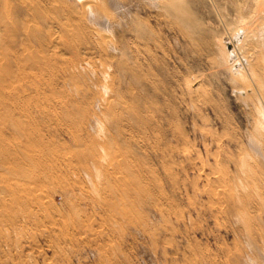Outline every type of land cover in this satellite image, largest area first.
<instances>
[{
  "label": "rangeland",
  "instance_id": "obj_1",
  "mask_svg": "<svg viewBox=\"0 0 264 264\" xmlns=\"http://www.w3.org/2000/svg\"><path fill=\"white\" fill-rule=\"evenodd\" d=\"M7 1L0 264H264V1Z\"/></svg>",
  "mask_w": 264,
  "mask_h": 264
},
{
  "label": "bare ground",
  "instance_id": "obj_2",
  "mask_svg": "<svg viewBox=\"0 0 264 264\" xmlns=\"http://www.w3.org/2000/svg\"><path fill=\"white\" fill-rule=\"evenodd\" d=\"M71 1H73V0H71ZM76 1V3H78V5H79V7H80V12H81V14L83 15V13L85 14V15H87V14H90V15H97L98 14V12L99 11H105V9L107 8V5H109V3L112 5L113 4V6L114 7H117V8H120L119 6V3L120 2H123V0H75ZM147 1H149L150 2V5L152 4L153 6H158V5H160L161 6V8L162 9H171V10H176L177 11V14L176 15H179V13H183V14H185V13H187L188 12V9L185 7L187 4L184 2V0H147ZM258 1H260V0H258ZM264 1V0H263ZM54 2V1H53ZM241 2V1H240ZM19 3H20V5L21 6H23V0H19ZM75 3V4H76ZM262 3V2H261ZM51 4V3H50ZM121 4V3H120ZM149 4V3H148ZM241 4V3H240ZM10 6V4H9V2L7 1V0H0V28L2 29H4L5 28V26H6V23L8 22H6V20L4 21V19H6V17H10L8 14H7V9L10 11L11 10V8L9 9L8 7ZM76 6V5H75ZM78 7V6H77ZM240 7V6H239ZM65 8V7H64ZM153 10V9H152ZM242 10V9H241ZM261 10H262V8H261ZM264 10V9H263ZM8 11V12H9ZM46 11V10H45ZM176 11H175V13H176ZM186 11V12H185ZM239 11V14H240V10H238ZM189 13V12H188ZM261 15V14H260ZM4 17V18H3ZM88 17V16H87ZM91 17V16H90ZM93 17V16H92ZM179 17H181V18H179ZM242 17V16H241ZM150 18V17H149ZM178 19H180V20H182V18L183 19H185V20H183L184 21V23H186L187 25L189 24V25H192L193 26V28L194 27H197V25L198 24H194L195 22H196V20L194 19V18H192L191 17V15L189 16L188 14L186 15V17H182V16H178L177 17ZM243 18V17H242ZM252 18V17H251ZM244 19V18H243ZM102 21H103V25H104V27L105 26H107L106 28L107 29H105V30H109V28H110V22L108 21V18H107V16H105L103 19H102ZM246 21V20H245ZM6 22V23H5ZM248 22V21H247ZM257 22V21H256ZM255 22V23H256ZM259 22V21H258ZM244 23V22H243ZM8 24V23H7ZM11 25V24H10ZM247 25H248V23H247ZM258 25V24H257ZM260 25V24H259ZM3 26V27H2ZM239 26H240V24H239ZM199 27V26H198ZM247 27V26H246ZM251 27V26H250ZM254 27V26H253ZM256 27V26H255ZM7 28H9V27H6V31L8 30ZM249 28V27H248ZM261 28V27H260ZM243 30V29H245V28H243V27H241L240 26V28H235V30L229 35V37L226 39V40H224L223 42H220L221 43V47H220V43L218 44L219 45V48L220 49H222V50H219V52L221 51V56H222V58H223V62H225L226 64H228V66H229V68H230V70H231V68H233L234 69V71H232V72H234V73H236V72H239V74L238 75H241V78L238 76V78L239 79H242L243 81H248L249 80V78L248 77H256L257 75H259V74H257L258 72L260 73V72H262V73H264V35L261 37V47H260V52H259V55H255L257 58L255 59L256 61H255V66H254V68H250V71L248 72V73H246L245 75H243V74H241V70L240 69H242L241 68V65H242V63L240 62V59L241 58H239V56L237 55L238 53H237V48H238V45L239 44H241V42H242V40L244 39V43H245V38H243V35H242V37L239 35L240 34V32H239V30ZM258 30H259V26H258V28H257ZM2 32V31H1ZM247 32H249V31H247ZM262 33V32H261ZM190 34V33H189ZM244 34H245V30H244ZM1 36V35H0ZM142 38V37H141ZM225 38V37H224ZM251 39V38H250ZM253 39V38H252ZM150 40V39H149ZM142 41H145V42H148V40L146 39V40H142ZM221 41V40H220ZM252 41V40H251ZM218 42V41H217ZM21 43V42H20ZM243 43V44H244ZM20 45V44H19ZM227 45H230L229 47H227ZM4 46H6V45H4ZM23 46H24V44H23ZM7 47V46H6ZM218 48V49H219ZM6 50V49H5ZM10 50H11V48H10ZM14 50V49H13ZM27 50V49H26ZM25 49H24V51H26ZM256 50V49H255ZM7 51V50H6ZM8 52V51H7ZM22 52V51H21ZM20 52V53H21ZM19 53V54H20ZM25 53V52H24ZM258 53V52H257ZM22 54H23V52H22ZM241 54V53H240ZM0 56H3V51L2 52H0ZM107 56H109V55H107ZM112 56V55H111ZM234 56V57H233ZM255 56H253V57H255ZM242 57V56H241ZM252 57V58H253ZM19 59V58H18ZM243 59H244V57H243ZM248 59V58H247ZM246 60V59H245ZM2 61V59L0 60V62ZM247 62V61H246ZM249 63L251 62V61H248ZM243 66V65H242ZM251 66V65H250ZM249 66V67H250ZM246 68V67H245ZM248 68V67H247ZM242 70H244V69H242ZM13 71V70H12ZM21 71V70H20ZM257 71V72H256ZM8 68L6 67H0V74H1V76H2V78H0V92H1V90H3V88H5L6 90H8V85L6 84V82H7V75H8ZM233 73V75L234 76H236V74H234ZM5 74H6V77L4 78V76H5ZM15 74V73H14ZM13 74V75H14ZM20 75V74H19ZM9 76V75H8ZM17 77H18V75H16ZM15 77V76H14ZM237 77V76H236ZM19 78V77H18ZM21 78V77H20ZM19 78V79H20ZM248 78V79H247ZM13 79V78H12ZM251 79V78H250ZM254 80H256V79H254ZM21 81V80H20ZM250 81V80H249ZM253 81V80H252ZM258 81V80H257ZM9 82V81H8ZM14 83H15V81H14ZM244 83V82H243ZM248 84H250V82H247ZM11 84H12V82H11ZM17 84V83H16ZM264 84V83H263ZM22 85V84H21ZM106 86V85H105ZM249 86V85H248ZM247 86V87H248ZM258 86V85H257ZM260 86H261V84H260ZM259 87V86H258ZM16 88V87H15ZM14 88V89H15ZM9 89H10V87H9ZM255 89H256V87H255ZM260 90H262V91H264L263 89V87H262V89L261 88H259ZM243 90V89H242ZM243 92V91H242ZM257 92V91H256ZM1 94V93H0ZM259 95V94H258ZM264 96V95H263ZM0 97H2L1 95H0ZM255 97H257V96H255ZM262 97V96H261ZM263 98V97H262ZM260 99V98H259ZM103 100V99H102ZM263 100H264V98H263ZM0 101H1V99H0ZM260 102V101H259ZM264 102V101H263ZM1 103V102H0ZM261 103V102H260ZM2 104H0V106H1ZM20 105V104H19ZM260 106H262V108H260V109H258L257 110V114H258V120H257V123L255 124V127L254 128H256L255 130L257 131V133H263L264 132V105L262 104V105H260ZM259 106V107H260ZM8 107V106H7ZM10 119V116H9V114H8V112H7V108L6 109H4V112L3 111H1L0 110V125H1V132H0V154H1V152L3 151V152H5V153H8L9 151H8V149L6 148V142H5V140H7L8 138H7V136H5V135H7V133L8 132H6V121L7 120H9ZM12 125V124H11ZM15 126V125H14ZM21 129V128H20ZM254 131V130H253ZM9 134V133H8ZM253 136V135H252ZM255 137V136H254ZM7 138V139H6ZM259 144H261V143H259ZM259 145H257V143L255 144H253V148L257 151H259L260 150V147H258ZM259 148V149H258ZM247 156V155H246ZM4 157V156H3ZM247 159V158H246ZM5 160V159H4ZM250 160V159H249ZM7 161V160H6ZM8 162V161H7ZM102 162V161H101ZM243 162H244V159H243ZM242 162V163H243ZM8 164V163H7ZM247 165H249L248 163H247ZM255 165V164H254ZM103 166H104V164H103ZM248 167V166H247ZM113 168V167H112ZM113 170V169H112ZM250 170V169H249ZM252 170V169H251ZM115 171V170H114Z\"/></svg>",
  "mask_w": 264,
  "mask_h": 264
}]
</instances>
